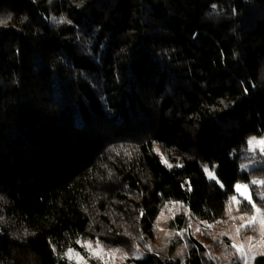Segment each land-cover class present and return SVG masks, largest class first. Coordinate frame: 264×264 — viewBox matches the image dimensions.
I'll list each match as a JSON object with an SVG mask.
<instances>
[{
	"label": "trees",
	"instance_id": "obj_1",
	"mask_svg": "<svg viewBox=\"0 0 264 264\" xmlns=\"http://www.w3.org/2000/svg\"><path fill=\"white\" fill-rule=\"evenodd\" d=\"M263 135L264 0H0V264L145 249L164 203L216 223L240 183L264 209V157H234ZM181 244L128 264H224Z\"/></svg>",
	"mask_w": 264,
	"mask_h": 264
},
{
	"label": "rangeland",
	"instance_id": "obj_2",
	"mask_svg": "<svg viewBox=\"0 0 264 264\" xmlns=\"http://www.w3.org/2000/svg\"><path fill=\"white\" fill-rule=\"evenodd\" d=\"M252 138L262 140L264 135L249 137L245 144L235 151V158L238 155L251 157L261 155L264 157V152L260 150V146L249 143ZM254 147L255 150H253ZM257 165H261V162L255 158L251 162L243 163L242 169L246 170ZM205 171L210 180L216 181L214 172L208 167H205ZM252 181L264 180L253 179ZM238 185L241 186L239 190L237 189ZM227 196L230 199V214L223 221L213 223L209 222L206 216H202L191 219L190 226L187 229H171L170 222L174 217L180 215L183 208L179 203H164L154 224L155 238L153 243H144L145 249L140 244L117 246L100 240L86 239L80 243L86 250L87 255L69 249L66 253L67 261L69 264H128L129 257H141L143 255L142 249L149 252L155 250L166 253L177 237L180 238L182 244L176 254L182 257L189 245V238L195 237L197 240L202 241L208 249H211V253L224 264H236L235 255L239 256V260L243 264H255L256 258L261 255L260 253H264V224L261 223V220H264V209L257 204V197L253 192L251 182L237 184L235 192L228 193ZM257 208L261 209V212H256ZM254 216L256 221L252 223L251 218ZM224 238L230 244H226L223 241ZM89 244L91 247H89ZM233 245H243L246 255L242 256L241 252L237 251V247H233Z\"/></svg>",
	"mask_w": 264,
	"mask_h": 264
},
{
	"label": "snow or ice",
	"instance_id": "obj_3",
	"mask_svg": "<svg viewBox=\"0 0 264 264\" xmlns=\"http://www.w3.org/2000/svg\"><path fill=\"white\" fill-rule=\"evenodd\" d=\"M250 144H254L256 146H260V150L262 152H264V139L262 140H256V138H252L251 141H249ZM255 150V147L254 149ZM257 181H253V183H256ZM259 183L261 184H264V181H259ZM243 187H246V186H243ZM241 188L240 185L237 186V189L239 190ZM247 198V197H246ZM235 199V198H234ZM256 212H261V209L257 208L256 209ZM241 219H243V217H241ZM256 221V217H252L251 218V222L254 223ZM261 223L264 224V220H261ZM239 231V230H238ZM89 247H91V245L89 244ZM233 247H237V251L241 252L242 256L243 255H246V253H244V248H243V245H240V246H237V245H233ZM261 255H264V253H260ZM254 259V256L252 257Z\"/></svg>",
	"mask_w": 264,
	"mask_h": 264
}]
</instances>
